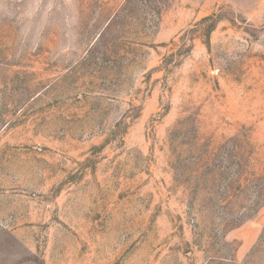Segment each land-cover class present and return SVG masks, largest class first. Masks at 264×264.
<instances>
[{
	"label": "rangeland",
	"instance_id": "374dc122",
	"mask_svg": "<svg viewBox=\"0 0 264 264\" xmlns=\"http://www.w3.org/2000/svg\"><path fill=\"white\" fill-rule=\"evenodd\" d=\"M249 169L264 0H0V264H264Z\"/></svg>",
	"mask_w": 264,
	"mask_h": 264
},
{
	"label": "trees",
	"instance_id": "16d2710c",
	"mask_svg": "<svg viewBox=\"0 0 264 264\" xmlns=\"http://www.w3.org/2000/svg\"><path fill=\"white\" fill-rule=\"evenodd\" d=\"M218 15L215 13L210 14L208 16H205L201 18L199 21H197L194 26L193 30L197 31V27L201 28V31H203V35L205 36L206 40L209 37V34L213 31L215 28L217 21H218ZM188 38H186V33L184 35H181L178 39V42L175 43L171 41L172 45L175 46L174 51H171L168 55L163 57V60L161 64L157 67L158 70L168 72L170 71L174 66L178 64L179 57L186 54L188 51H190V47L187 45ZM250 180H253L258 184V190H261L260 186L261 183L264 182V173H256L253 169H249L246 175L242 178V181L249 182ZM236 181V182H235ZM240 180H234L233 179V189L235 191H241L245 185ZM235 183V184H234ZM232 225L228 226L227 229H230Z\"/></svg>",
	"mask_w": 264,
	"mask_h": 264
}]
</instances>
